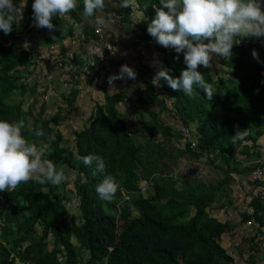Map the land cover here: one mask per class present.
Masks as SVG:
<instances>
[{
    "label": "trees",
    "instance_id": "obj_1",
    "mask_svg": "<svg viewBox=\"0 0 264 264\" xmlns=\"http://www.w3.org/2000/svg\"><path fill=\"white\" fill-rule=\"evenodd\" d=\"M77 1L78 6L84 9L83 0ZM25 2L22 21L14 24L8 35L0 30V119L7 121L12 118L25 122L29 115V112L19 110L18 105L6 102L15 88L14 81L6 72L29 62L32 57L25 45L35 41L39 35L43 41L51 43L72 34L68 22L59 14L53 20L59 27L55 32L49 33L45 28L35 27L33 0ZM260 3L263 8L264 0H260ZM137 4L139 6L136 9L143 12L148 22H151L156 9L160 7L159 0H137ZM52 35L56 39L52 40ZM152 45L162 54V64L170 70V75L179 77L180 70L186 68L183 53L177 54L171 48L166 49L154 39ZM235 48L236 56L227 60L228 77L235 81L234 90H227L225 82L219 77L212 80L206 68H198L217 91L211 101L204 97L203 89H197L199 94L189 98L183 91L172 90L166 81H160L162 87H159V94L173 98V109L181 123H192L197 134L195 144L186 141L182 148L176 150V155L189 159L206 157L220 141L232 147L235 145L232 135L237 129H247L248 136L244 141L254 144L262 134L257 132L253 136L251 129L264 125V50L258 62L250 52L252 47L233 46L232 49ZM216 59L221 62L224 58L216 56ZM71 62L81 63L74 55ZM130 81L144 83L150 91L154 87L137 76ZM77 92V88H71L63 100L67 104L72 103ZM137 94L138 99H141L140 94ZM122 98V93L116 92L107 96L103 104L94 103L87 124L74 133V150L61 146L60 131L48 126L46 120L39 118V114L32 120L30 128L25 124L23 134L30 143L39 145L47 142V137L55 136L50 153L43 159L75 171L72 185L79 200L80 222L66 220L65 207L60 196L49 186L50 183L40 184L30 180L21 184L19 189L0 192V264H78L70 236L87 251L85 264L232 262L218 239L222 232L230 230L233 225L228 221H219L207 212L215 188L203 185L196 179L184 178L178 188H174L169 181L159 183L155 190L157 198L153 202L138 194V179L153 182L158 162L163 156H170V149L150 138H146L143 143L135 144L132 141L122 115L114 106ZM38 126L43 127L44 137L35 136L34 129ZM144 127L150 134L156 130L165 132V128L151 117L144 121ZM78 155L101 156L106 163L105 172L93 175L95 166H85L76 159ZM249 155L254 159L258 152L251 150ZM81 174L87 177L86 184L80 182ZM105 175L113 176L120 184L112 202L102 201L96 192L97 184ZM43 187H48L47 193L41 191ZM134 193L137 195L134 196ZM132 206L137 210V215L132 216ZM251 207L252 212L246 217L264 225L255 197L251 200ZM118 220L121 227L119 231ZM36 223L42 226L37 238L31 234ZM47 233L52 237L51 249H47L44 241ZM25 241L27 244L19 249ZM60 252L63 262L57 257Z\"/></svg>",
    "mask_w": 264,
    "mask_h": 264
},
{
    "label": "rangeland",
    "instance_id": "obj_2",
    "mask_svg": "<svg viewBox=\"0 0 264 264\" xmlns=\"http://www.w3.org/2000/svg\"><path fill=\"white\" fill-rule=\"evenodd\" d=\"M23 1L17 0L13 3L20 6ZM121 2L122 0H105V7L102 11L98 10L93 18H86L84 9L78 6L77 1L76 9L63 16L72 29L70 36L64 40L55 41L56 47L50 48L46 53L44 50L32 51L33 44L43 41L41 35L36 37L35 41L28 42L25 47L31 52V60L6 72V75H9L15 83V88L6 98L7 104H16L22 112H29L25 121L28 128L39 114V118L46 120L48 126L60 131L61 146L74 150V133L87 124L88 115L94 103L103 104L107 96L121 92L123 98L114 106L122 115L125 128L132 141L135 144L143 143L146 138H150L154 142H160L164 148L170 149V156H163L158 162V171L153 182L138 179V194L141 197L153 202L157 198L155 190L159 183L169 181L174 188H178L184 178L196 179L201 184L213 188L217 184L215 189H219L217 193L220 196L231 194L230 185L232 183H243L255 192V183L249 179L251 161L254 160L250 158L249 152L251 150L258 152L256 158L262 160L264 168V125L251 129L253 136L257 132L263 134L258 138L260 141L258 145L251 141H238L234 146L229 147L220 141L206 157L189 159L176 155V150L182 148L186 141L190 142V139L194 141L197 134L192 129V123L185 125L181 123L180 117L173 109V98L159 94V87L151 83L157 71L153 62L158 60L162 63V54L152 45L153 38L147 33V26L150 22L145 19L143 22L136 23L140 17L136 6L121 8ZM95 17L104 20V23H99L98 26L102 41L108 42L110 50H106L102 59L95 57L88 60L85 57L87 41L85 38L95 26ZM253 49L256 50L258 56H261L264 50L260 46L253 47ZM232 52L231 58L236 56L237 48L232 49ZM73 55L78 57L81 63L71 62ZM57 58H63L61 65H56ZM124 64L135 71L137 78L153 85V89L150 91L144 83L136 84L127 76L124 79L114 80L111 86L114 89H110L108 78L119 73L120 66ZM206 69L212 80L219 77L225 82L227 90L235 89L234 79L228 77L227 60L223 59L218 62L216 56L213 55V67ZM73 87L77 88L78 92L74 101L67 104L63 96ZM137 93L140 94L141 99H138ZM150 117L165 128L164 133L156 130L154 134H150L145 129L144 121L149 120ZM8 121L15 122L16 120L10 118ZM184 127L188 131H184ZM55 166L57 170L65 168V175L68 179L60 186H54L51 183L49 186L60 196L65 207L66 220L79 223V200L72 185L75 171L61 164ZM35 175L33 174L32 180H35ZM41 191L47 193L48 187L41 188ZM136 195L134 193V196ZM131 214L132 216L137 215V210L133 206ZM117 224L119 231L121 229L120 220ZM41 228V224H34L31 234L37 238L41 234ZM262 232L263 239L261 240L264 241V232ZM70 240L75 246L78 264H85L88 259L87 251L78 246L73 236H70ZM44 241L47 249H51L52 237L49 233ZM26 244L27 241L22 242L19 249ZM57 257L63 262L61 252L57 254Z\"/></svg>",
    "mask_w": 264,
    "mask_h": 264
},
{
    "label": "clouds",
    "instance_id": "obj_3",
    "mask_svg": "<svg viewBox=\"0 0 264 264\" xmlns=\"http://www.w3.org/2000/svg\"><path fill=\"white\" fill-rule=\"evenodd\" d=\"M83 4L84 16L93 18L98 10L104 9L105 0H83ZM134 5L139 6L137 0H122L120 7L130 8ZM159 5L155 17L147 26V33L158 45L171 48L177 54L183 53L186 68L181 70L179 77H173L170 70L156 60L153 66L157 67V71L151 83L155 87H162L160 81L164 80L172 90L183 91L189 98L199 94L197 89H203L204 97L209 101L217 93L205 80L203 72L198 70L201 66L211 69L213 55L229 60L233 55V46L241 39L264 37V10L260 0H159ZM25 7V0L23 7L14 4L13 0H0V30L5 35L11 33L14 24L22 21ZM76 7L77 0H33L34 25L53 33L59 28L53 23L57 14L64 16ZM144 19L146 17L140 11L136 23ZM98 22L103 24L104 20L98 18ZM51 39H56L55 35ZM252 56L259 62L255 49ZM125 74L130 79L136 77L131 67L121 65L119 73L108 78L110 89H114L111 87L113 81L124 79ZM24 129V120L10 122L0 119V192L16 190L21 184L32 180L33 174H36L35 180L40 184L60 186L68 179L65 168L57 170L51 160L43 159L50 153L55 136H49L47 142L37 145L26 139ZM34 134L44 137L43 127H36ZM247 136V129H237L232 135V143L244 141ZM76 159L87 167L94 165L93 175L105 172V160L99 155H78ZM80 182L86 184L87 177L81 174ZM119 188L120 184L113 176L105 175L97 184L96 192L102 201L112 202Z\"/></svg>",
    "mask_w": 264,
    "mask_h": 264
},
{
    "label": "crops",
    "instance_id": "obj_4",
    "mask_svg": "<svg viewBox=\"0 0 264 264\" xmlns=\"http://www.w3.org/2000/svg\"><path fill=\"white\" fill-rule=\"evenodd\" d=\"M13 1L16 2L17 0ZM22 4H24V1L20 3V5ZM137 12L140 13L139 10ZM54 47H56L54 42L41 41L39 44H33L32 51L44 50L46 53ZM192 127L195 132L194 125ZM260 136L255 140L257 145L260 144L258 139ZM230 187L232 192L228 196L218 195L217 191L219 189H217L215 191L216 195H214L207 208L208 214L212 217L219 221H228L233 225L230 230L219 235L218 242L232 258V262L228 264H247L249 261L252 264H264V241L261 240L263 237L261 236L262 225L246 217V214L252 212L251 200L253 199L254 189L245 186L243 183H232ZM215 188H217V184Z\"/></svg>",
    "mask_w": 264,
    "mask_h": 264
},
{
    "label": "built area",
    "instance_id": "obj_5",
    "mask_svg": "<svg viewBox=\"0 0 264 264\" xmlns=\"http://www.w3.org/2000/svg\"><path fill=\"white\" fill-rule=\"evenodd\" d=\"M95 26L90 30L86 46H85V57L88 60H92L93 58L102 59L107 52L106 50H110V46L108 42L102 41V34L100 28L98 26V18H94ZM235 47L240 46H249V47H257L260 46L264 49V37H257V38H248V39H241L240 42ZM56 65H61L63 63V58H57ZM184 131H188L186 127L183 128ZM191 145L195 144V140L190 139ZM252 166L250 167L249 172V179L255 183V192L254 197L258 203L260 214L264 220V168L262 160L258 158H254L251 161ZM262 230L264 232V225H262Z\"/></svg>",
    "mask_w": 264,
    "mask_h": 264
}]
</instances>
